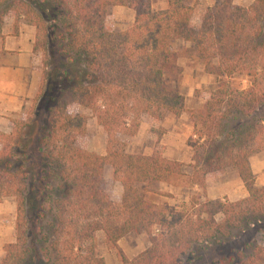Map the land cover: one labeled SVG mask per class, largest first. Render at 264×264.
Returning a JSON list of instances; mask_svg holds the SVG:
<instances>
[{
	"label": "trees",
	"instance_id": "1",
	"mask_svg": "<svg viewBox=\"0 0 264 264\" xmlns=\"http://www.w3.org/2000/svg\"><path fill=\"white\" fill-rule=\"evenodd\" d=\"M167 3L155 10L151 0H0V37L11 15L15 27L36 28L34 52L46 54L33 106L0 134V202L13 197L16 204V241L4 246L0 264H106L98 231L121 264H264V245L233 247L264 230V187L255 186L249 162L264 150V0L247 7L217 0L197 23L199 0ZM114 6L134 12L129 28H114ZM181 56H194L218 78L199 108L186 109L177 85ZM72 106L96 116L108 136L106 154L77 145L87 116ZM183 112L193 123L190 164L165 158L162 146L149 156L126 153L116 136L133 137L145 115L161 121ZM107 165L122 186L119 203L103 179ZM228 168L237 170L247 197L197 196L177 210L138 190L145 184L157 192L158 183L203 188L208 174ZM131 231L149 233L150 246L128 258L118 240Z\"/></svg>",
	"mask_w": 264,
	"mask_h": 264
},
{
	"label": "crops",
	"instance_id": "2",
	"mask_svg": "<svg viewBox=\"0 0 264 264\" xmlns=\"http://www.w3.org/2000/svg\"><path fill=\"white\" fill-rule=\"evenodd\" d=\"M216 1L199 0L197 9L198 11H203L206 7L213 6ZM254 1L232 0V4L247 7ZM155 5L157 4H155L154 0H151V6L155 7ZM158 6L156 10L167 8V0H160ZM35 39L36 28L33 25L19 22L18 26L15 27L14 18L10 15L5 17L2 26V37H0V134H7L13 130L11 119L25 117L39 93L44 77V65L42 53L40 51L34 52ZM183 44L186 46L190 45V43L185 42H182ZM185 62L178 59V63L182 66L184 75L187 77L190 66ZM190 62L193 63L194 61ZM192 98L189 103L185 98L186 109L199 108L202 105V101H198L193 96ZM149 119V121H141L137 133L130 137V142L127 144L125 152L149 156L153 154L156 145H160L162 146V155L165 158L184 164L192 163V148L186 143V140L193 132V123L188 113L183 112L180 115L166 113L161 121ZM156 127L160 130H154ZM1 148L2 143L0 142ZM106 150L98 152L92 149L91 151L104 155ZM249 162L255 175V186L264 187V150L252 154ZM186 168V172L191 173V170L188 167ZM143 185L145 186V184ZM156 188L157 192L149 191L144 197L156 204L168 206L174 204L172 203L175 199L173 198L174 195L179 197L180 200L182 199L183 202L187 201L188 195L186 191L200 193L204 200L205 198H228L230 201H236L248 196V191L234 168H228L221 173L208 174L205 179L204 189L197 184L189 185L188 183L177 187L167 183H158ZM15 218V200L12 197H7L0 202V260L5 255L4 246L16 241ZM134 234L131 235V232H129L118 240V245L126 256H134L130 252H133L139 246L137 244H140L143 240L144 247L142 249L149 245L143 234ZM126 240L131 241L128 242V248L124 246Z\"/></svg>",
	"mask_w": 264,
	"mask_h": 264
},
{
	"label": "rangeland",
	"instance_id": "3",
	"mask_svg": "<svg viewBox=\"0 0 264 264\" xmlns=\"http://www.w3.org/2000/svg\"><path fill=\"white\" fill-rule=\"evenodd\" d=\"M159 1L160 0H154L155 4H157V5H155V7H152L153 9L156 10L159 7L158 6ZM199 12H200V10L197 12V15H195V17H194V21H193L194 23H197L199 21V17H200ZM109 16L111 19L110 22H112V24L114 25V28L116 30H125V29L129 28L132 25L133 19H134L133 11L131 9H128L126 7H121V6L120 7H111L109 9ZM180 47H181L180 44H176L177 49H179ZM40 52L43 55V61H44L46 58V54L43 50H41ZM179 59L184 61V62L186 61L185 63H188L187 65L190 66V71L188 72L187 77H186V75H184L183 68L181 66L182 73H181V76L177 82V85L179 87L180 92L184 95V98H186L188 100V103L190 102V100L192 101V99H193L192 96L195 99H197L198 101H200V102L202 101V103H203L205 98L209 95V92L217 86L218 78L215 75H212V74L205 72L203 65L200 64L199 62H197L194 56H191V57L181 56ZM190 61H194V62L191 63ZM192 68H194L193 71H192ZM195 80H196V82L194 83ZM203 80H204V82H203ZM183 81H185V82H183ZM242 83L245 84L246 81L244 80V81H242ZM194 108H196V107H194ZM189 109H192V108H189ZM70 111L72 113H76V112L82 113V114H85L87 116L86 132L77 138V145L88 150V151H90V152H94V153H95V151H91L92 149H95L98 152H101L102 150H106L107 149L106 147H107L108 136H107L105 130L103 129V127L98 123L96 116H94L90 110H87L85 108H78L75 106H72L70 108ZM149 118L150 117H148L146 115L143 116L142 122H145L146 120L149 121L150 120ZM154 130L159 131L160 129L156 127ZM116 136L119 139V141L124 142V150H125L127 144L130 142V138H128L125 135L120 134V133H117ZM187 140H186V143H187ZM159 146L160 145H156V148ZM99 155H101V154H99ZM103 179L105 182L108 183V185L110 187V196H111L112 201L114 203H119L120 197L122 194V186H121L119 181L114 179L113 168L110 165H107L104 168ZM157 186H155V188ZM204 188H205V186L203 187V189ZM138 190L144 196L146 195L147 192L150 191V190H146V187L143 184L138 185ZM150 192H155V191H150ZM193 192L194 191H186V193L188 195V199H187V201H184V202L182 201V199L180 200L179 197L174 195L173 198H175V199H174V202H172L174 204L171 205V207H175L177 210H180L184 204H189L192 197L201 196L200 193H197V192L193 193ZM224 199L225 198H222L221 200H224ZM205 200H207V199L205 198ZM205 200L201 197L202 202ZM216 219L218 221H221L223 219V215L218 213L216 215ZM15 222H16V218H15ZM152 232L155 235H158V234H160L161 230L159 229V227L155 226L152 229ZM134 233H136V232L131 231V235H135ZM137 234H143L146 237V239L149 242L148 243L149 244L148 247H149L150 246V234L147 232H142V233H137ZM251 240L252 241L254 240L255 242H257L260 245H264V230H253L252 232L247 233L243 237H238L234 241L236 243L233 245V247H235V249H240L241 247H243L244 244H246L247 242H249ZM128 242H131V241L126 240V243L124 244V246H126V248H128V246H127V245H129ZM96 243H97L98 253L104 258L106 264H121L117 250L109 249L106 246L105 237H104V234L102 231H98L96 233ZM143 243H144V240L141 241L140 244L139 243L137 244L139 246H137L136 249L133 250V252H130V254L134 255V256H132V257L127 256V257L133 258V257L139 255L141 252H143L146 248H148V247H146V248L142 249L144 247ZM228 252H229L228 247H225L224 253L227 254Z\"/></svg>",
	"mask_w": 264,
	"mask_h": 264
}]
</instances>
